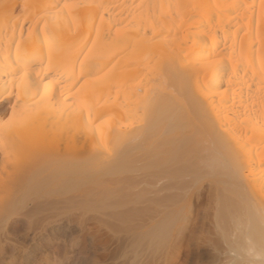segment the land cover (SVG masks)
<instances>
[{"label": "bare ground", "instance_id": "bare-ground-1", "mask_svg": "<svg viewBox=\"0 0 264 264\" xmlns=\"http://www.w3.org/2000/svg\"><path fill=\"white\" fill-rule=\"evenodd\" d=\"M0 171L30 254L208 217L264 264V0H0Z\"/></svg>", "mask_w": 264, "mask_h": 264}, {"label": "rangeland", "instance_id": "rangeland-1", "mask_svg": "<svg viewBox=\"0 0 264 264\" xmlns=\"http://www.w3.org/2000/svg\"><path fill=\"white\" fill-rule=\"evenodd\" d=\"M9 160L8 161L10 163L8 166H6L4 171L12 169L13 171H8L12 173L11 175L15 174L18 170L21 171V169L16 168L17 163L18 168H21V166H19V161L16 162L12 159ZM11 164L14 168L10 167L12 166ZM8 172L5 174L6 177H8L7 175H10V173ZM6 177L4 176V179ZM0 179H3V177L1 178V175ZM202 191L205 192V190ZM202 195L205 196V193L198 195L199 198H194V208H200L199 204H201V202L199 201L204 200V198H200V196ZM61 196H64V194ZM0 198L2 199V201L0 200V204L3 205L4 203L5 207V200L7 197L0 195ZM9 208L10 207L7 208V211ZM196 209L193 210V214L196 213ZM21 210L22 208L16 207V209L10 210L9 212L4 211L5 213L2 212V214L0 212V214L3 215L0 219V264H82L80 260H82L81 258L83 257H86V262H83V264H112L113 261L117 264H231L230 258H232V256H229V254L227 253V242H225L224 239L222 240V238H220L217 234L215 235L216 231L213 230L214 228L213 226H211V222L207 216L206 217L208 220H204L203 218V227L202 225L197 226V229L200 231V236L198 233L199 231L194 230L195 228L193 229L194 232H190L191 229L187 230V228H183V230H180V233L178 232L177 237L171 238L170 242H168L167 232L165 240L163 239L161 241H157L151 247L144 245L145 243H143L142 241L136 243L135 247H133L129 243L118 245L116 244V242H112L113 240H111L110 238L114 232L113 230L117 229V226L113 227V225L115 224L113 222V225L112 223H108L105 225L106 227L103 226L101 228L102 230L99 231V234L102 235V240H104L105 242L107 241V245L109 246L105 247L106 250L104 248H101L102 246H99V244H97V247L95 248L96 250H93V248L90 246L92 240L90 237H88L85 240L86 244L84 243L85 246L87 245V249L85 248L86 251L84 250L85 253L83 252V250H80L81 248H79L78 245H70L77 240H75L74 242L72 241V243L71 241L68 243L61 240H53L52 243L42 241L39 246L41 248L44 247V251L40 252V250H37V252H34V254H30L28 252L29 247L32 244L31 239H29L31 235L28 236V234V237L25 236L24 230L22 229L23 227L18 226L21 224L20 221H13V219H15L17 215H19L17 212H20ZM93 212L94 209L92 213ZM76 234L77 232L73 233V235ZM108 237L109 241L105 240V238L108 239ZM66 244L68 245L66 246ZM230 254L233 255L234 253ZM27 256H29V258H26ZM232 263H235L234 260L232 261Z\"/></svg>", "mask_w": 264, "mask_h": 264}]
</instances>
